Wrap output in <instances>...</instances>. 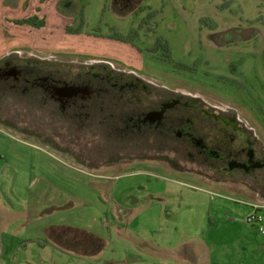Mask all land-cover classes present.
Instances as JSON below:
<instances>
[{"label":"rangeland","instance_id":"374dc122","mask_svg":"<svg viewBox=\"0 0 264 264\" xmlns=\"http://www.w3.org/2000/svg\"><path fill=\"white\" fill-rule=\"evenodd\" d=\"M132 1L123 9L113 7L114 0H0V57L62 64L106 59L109 66L165 89L208 94L223 107L231 104L264 143L263 41L254 47L259 83L242 90L212 87L216 74L200 64L204 53L195 42L204 25L197 20L208 15L212 26L206 35L214 45L231 27L264 29V0ZM258 15L260 24H251ZM196 57L201 59L195 65ZM245 64L243 70L251 72ZM136 94L127 87L128 100ZM142 95L145 101L157 97ZM135 101L125 103L127 110ZM122 106L123 100L116 99L117 111ZM11 112L10 107L0 110V264H264V232L259 223L247 221L258 206L264 216V184L257 190L250 181L207 178L211 169L197 168L205 172L201 175L173 160L174 153L150 149L130 155L117 150L114 162L98 164L91 133L82 156L53 146L46 136L16 129ZM47 224L93 232L105 244L100 250L87 248L80 235L78 249L86 253L77 254L71 244L47 243ZM39 232L43 239L35 238Z\"/></svg>","mask_w":264,"mask_h":264},{"label":"flooded vegetation","instance_id":"af4514ba","mask_svg":"<svg viewBox=\"0 0 264 264\" xmlns=\"http://www.w3.org/2000/svg\"><path fill=\"white\" fill-rule=\"evenodd\" d=\"M199 19V24L204 23L200 28L205 36L201 34L195 42L204 53L200 64L216 74L212 87L219 85L226 90L235 86V90H242L259 83L260 66L254 63V47L260 40H252L241 33V28L231 27L219 33L214 45V38L206 35L212 17ZM248 56H252L251 63ZM200 59H194L195 65ZM244 61L251 72L241 67ZM192 67L196 71V66ZM127 87L137 93L128 96L131 100L127 99ZM165 88L136 73L111 67L106 59L62 64L20 55L0 57V110L10 107L16 129L46 136L53 146L81 152L82 156L91 133L96 138L93 146L98 164L114 162L117 150L128 151L129 155L145 149L170 152L174 153L173 160L186 162L198 174L205 172L197 168L211 169L212 175H204L207 178L246 185L250 181L260 190V184H264V143L254 126L231 104L224 103L223 107L211 95H186ZM144 92L157 97L145 101ZM243 95L235 94L240 100L245 98ZM246 96L254 99L253 94ZM116 99L123 100L119 111ZM132 99L136 100L135 106L127 110L125 103ZM69 134L78 138H69ZM100 135L104 136L103 142ZM60 142L68 143L63 148Z\"/></svg>","mask_w":264,"mask_h":264},{"label":"trees","instance_id":"16d2710c","mask_svg":"<svg viewBox=\"0 0 264 264\" xmlns=\"http://www.w3.org/2000/svg\"><path fill=\"white\" fill-rule=\"evenodd\" d=\"M137 2H139V0H137ZM126 3H127V5H125ZM133 3H134V1H132V0H114L113 7L119 6L120 8L126 9L127 6H130ZM124 5L126 7H124ZM116 11L118 12L117 9H116ZM27 20L28 19H24V20H20L18 22L19 23L20 22H25ZM36 22H37L36 21V17H34L33 20H31V23L34 25V24H36ZM161 38H162L161 36L157 38L156 45L158 47L160 46V43H158V42H159V40ZM164 50L169 52V47H168L167 44H164ZM69 229H70V227L68 229H58V230L52 228V230H51V236L52 237L53 236L56 237V238L53 237L54 238L53 240H55L61 248H67V246L71 244L72 245L71 248L68 246L70 249L74 250L75 252H77L79 254L80 253L81 254H85L86 253L85 249L84 250H79L78 249V247L80 246V242H79L80 241L79 240L80 235H81V237H83V241L86 242V247L87 248H91V246L93 247L94 245H97V249L100 250L105 244L104 241L101 238L93 237V236H91L88 233L86 235V232H83L82 230H76L74 228L72 229V227H71L70 230ZM72 230L76 232V235H75V233H72ZM53 233H55V235ZM63 237H64V239H60V238H63ZM90 241H92L93 243L90 244L89 243Z\"/></svg>","mask_w":264,"mask_h":264},{"label":"crops","instance_id":"0c3cea01","mask_svg":"<svg viewBox=\"0 0 264 264\" xmlns=\"http://www.w3.org/2000/svg\"><path fill=\"white\" fill-rule=\"evenodd\" d=\"M54 1H57V0H50V1H47L46 0V2H48V3H50V4H52V3H54ZM259 16V15H258ZM253 17H250V19H252ZM253 19H255V18H253ZM260 21L259 20H255V22L254 21H252L251 22V24H260L259 23ZM262 23H264V22H262ZM252 27H240L241 28V33H243V34H245L246 35V37H249L250 39H252V40H260V41H263V43H264V29H261L260 27H257L256 25L254 26V25H251ZM248 28H250V29H248ZM52 225L51 224H47V225H45L44 226V233L43 234H45V238H46V236H47V243H55L56 241L55 240H52L51 239V230H52ZM70 226H61V227H55V228H53V229H68ZM71 228V227H70ZM73 228V227H72ZM40 229V228H39ZM74 229H76V230H82V229H77V228H74ZM83 232H86V233H88V234H90L91 236H93V237H98V236H96L93 232H90V231H87V230H82ZM43 232V231H42ZM41 235V232H39L38 233V235L35 237V238H38V239H43L44 237H41L40 236ZM99 238V237H98ZM63 239H64V237H63ZM54 241V242H53ZM59 246V245H58ZM60 247V246H59ZM77 254H79V253H77ZM81 254V253H80Z\"/></svg>","mask_w":264,"mask_h":264},{"label":"built area","instance_id":"2783aa9c","mask_svg":"<svg viewBox=\"0 0 264 264\" xmlns=\"http://www.w3.org/2000/svg\"><path fill=\"white\" fill-rule=\"evenodd\" d=\"M264 209V208H263ZM262 207L258 206L254 212L248 216L247 218V221L251 224H254V223H259V230L261 232H264V225H263V220H264V216L262 214Z\"/></svg>","mask_w":264,"mask_h":264}]
</instances>
